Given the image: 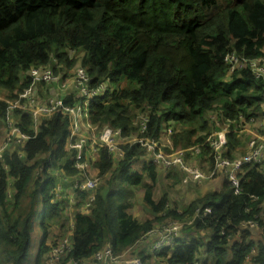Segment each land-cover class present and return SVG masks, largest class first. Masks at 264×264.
I'll return each mask as SVG.
<instances>
[{
	"label": "trees",
	"instance_id": "obj_1",
	"mask_svg": "<svg viewBox=\"0 0 264 264\" xmlns=\"http://www.w3.org/2000/svg\"><path fill=\"white\" fill-rule=\"evenodd\" d=\"M81 46L86 56L80 67L87 65L84 71L88 89L104 80L108 82L102 94L89 102L90 115L111 104L109 112L116 109L117 119L125 127H131L135 117L145 113L154 138L169 129L174 136L179 135L174 124L177 127L197 124L194 128H183L187 138L197 132L211 135L209 129L215 130L226 120L236 119L237 114L246 121L250 116L261 115L255 110L244 112L245 108L264 104L261 92L264 84L257 82L260 78L244 61L264 55L260 51L264 48V0H0V117H5L7 100L12 98L4 95L3 86L12 87L20 81L18 68L27 69L37 60L44 63L48 51H52L53 59L69 69L60 77L64 81L74 67L73 50ZM56 71L57 65L53 64L51 74L55 76ZM33 78L26 73L17 91L28 87ZM46 81L39 76L38 86ZM250 88L261 94L245 95ZM79 100L82 102V96ZM168 105L156 115L158 108ZM24 111L12 108L13 115L22 113V121L30 120L31 111ZM238 131L235 124L229 125L227 135L231 137ZM60 132L61 129H56L53 142ZM46 143V137L41 136L33 150L39 151ZM63 143L67 145V138ZM139 161L126 158L121 162L108 182L105 197L101 198L93 189L94 201L87 212L82 205L90 193L73 187L74 182H60L65 191L57 199L58 193L52 191L56 179L38 175L34 181L37 187L27 196L29 206L20 213L22 219L5 225V214L0 213V243L22 237L25 259L36 220L41 231V255L55 244L47 243L49 237H64L69 229L74 233V246L79 252L100 234L102 226L117 236L134 230L136 223L131 209L136 193L132 187L140 181L141 171H150L154 166L145 161L139 166ZM6 162L13 174L22 178L31 172L18 160ZM109 164L108 154L100 149L95 167L103 173ZM136 165L138 169L133 170ZM48 167L45 163L44 170ZM3 182L0 169V186ZM260 186H264V176L258 175L253 190ZM69 188L77 190L71 216L65 196ZM13 201L16 205L23 202L16 196ZM218 210L219 204L213 212ZM223 219L221 215L220 220ZM55 227L57 232L53 231ZM223 240L219 233L211 234L207 242L201 236L187 233L175 237L171 245L155 255L166 257L163 264H220L217 254L226 253L229 257L226 264H240L246 246L234 241V247L226 250L221 246ZM260 251L264 252V242L260 243Z\"/></svg>",
	"mask_w": 264,
	"mask_h": 264
},
{
	"label": "clouds",
	"instance_id": "obj_2",
	"mask_svg": "<svg viewBox=\"0 0 264 264\" xmlns=\"http://www.w3.org/2000/svg\"><path fill=\"white\" fill-rule=\"evenodd\" d=\"M260 51L264 53V48ZM73 55L71 72L75 75L70 72L64 81L60 77L69 69L62 62L57 63L52 51H48L46 62L37 60L27 69L18 68L16 74L20 81L14 82L12 87L3 86L4 95L12 97L7 100L9 108L5 117H0V169L4 178L0 186V213L5 214L3 223L12 225L22 219V205H16L13 196L19 201L29 196L37 187L34 181L38 175L54 177L57 185L52 191L57 193L65 191L59 186L60 182L83 178L82 186L97 190L103 198L108 182L122 161L126 158L151 160L154 166L150 171H141L140 181L132 187L136 193L131 209L135 229L117 236L102 226L100 234L83 252L75 248L74 233L69 229L56 247L49 245L43 252L44 258L52 257L47 264H163L166 257H157L155 253L162 252L175 237L187 233L203 237L204 242L211 239V234L219 233L224 237L221 246L226 250L234 247V241L246 246L240 264H264V252L260 251V243L264 242V186L253 190L255 177L264 176V104L244 109L246 114L255 110L261 115L250 116L246 121L243 115L237 114L236 119L226 120L215 130L209 129L211 135L197 132L186 138L183 128H194L197 124L179 127L174 124L179 135L174 136L169 129L167 135L154 138L145 113L137 115L131 127H125L117 119L116 109L109 112L111 104L89 114L88 99L101 95L108 82L101 76L104 83L88 91L84 83L87 76L76 80L87 67H80L86 53L81 46L73 50ZM53 64L57 65L55 76L51 74ZM244 64L260 78L257 82L264 84V55L245 60ZM26 73L34 78L28 87L17 91ZM40 74L47 75L43 86H38ZM244 94L261 93L250 88ZM81 96L86 97L83 102L79 100ZM169 106L158 108L156 115ZM14 107L31 111L30 120L22 121V113L13 115ZM232 124L239 131L230 137L227 133ZM58 128L60 136L53 142ZM41 136L46 137L47 143L34 151ZM100 149L110 160L103 173L95 167ZM6 160L22 162L31 169L30 174L27 178L13 174ZM45 163L49 165L46 170ZM67 193L69 202L74 204L70 188ZM217 204L220 210L213 212ZM221 215L223 220H220ZM22 243L23 238L18 236L11 243H0V264H21L24 259ZM228 258L226 253L217 254L220 264H226ZM40 259L37 241L35 253L30 257L31 264H37Z\"/></svg>",
	"mask_w": 264,
	"mask_h": 264
},
{
	"label": "rangeland",
	"instance_id": "obj_3",
	"mask_svg": "<svg viewBox=\"0 0 264 264\" xmlns=\"http://www.w3.org/2000/svg\"><path fill=\"white\" fill-rule=\"evenodd\" d=\"M24 112H28V110H25ZM167 132L168 131H165L163 134L164 135H167ZM138 165H136L135 167H133L132 169L134 170V169H138V167H137ZM139 166H141V165H139ZM71 189V193H72V198H73V196H77V190H75V191H73L72 189L73 188H70ZM65 196H66V200H67V203H68V206H69V208H73L74 207V205H72L70 202H69V200H68V198H67V196H68V193L67 194H65ZM55 197L58 199V198H60V194L58 193V194H56L55 195ZM53 199H55V198H53ZM76 199V198H75ZM28 206H29V202H28V200H27V197H25V199L23 200V202H22V207L20 208V213H22V212H24L27 208H28ZM86 207V206H85ZM90 208V207H89ZM88 208V209H89ZM84 211V210H83ZM88 211V210H87ZM87 211H84V212H87ZM55 228H57V227H55ZM54 228V229H55ZM57 231V230H56ZM40 236H41V232H40V228H39V222L36 220L35 222H34V225H33V232H32V237H31V241H30V245H29V248H28V251H27V254H26V257H25V259H24V264H31V261H30V257L35 253V250H36V247H37V241H39V243H40ZM57 238H63V236L61 237H59L58 235H53L52 237H51V241L50 242H54L56 245H57V243H58V241L60 240V239H58L57 240ZM50 242H49V244H50ZM47 260H51V258L50 257H47V258H44L43 257V254L41 255V259H40V261H38V263L37 264H47Z\"/></svg>",
	"mask_w": 264,
	"mask_h": 264
},
{
	"label": "built area",
	"instance_id": "obj_4",
	"mask_svg": "<svg viewBox=\"0 0 264 264\" xmlns=\"http://www.w3.org/2000/svg\"><path fill=\"white\" fill-rule=\"evenodd\" d=\"M40 76H41V78L42 79H44V80H47V75L46 74H40ZM85 76H87L86 75V73H85V71L80 75V76H76V80L77 81H81L82 79H83V77H85ZM88 77V76H87ZM87 81H88V79L87 80H85L84 81V83L86 84L87 83ZM99 84H101V83H99ZM99 84H97L96 85V87H98L99 86ZM78 87H79V85H77ZM107 87V84L105 85V87H104V89H103V91L105 90V88ZM93 88H95V87H93ZM93 88H90V89H88V87H87V90L88 91H90V90H92ZM99 96V95H98ZM94 97H96V96H93V97H91L90 99H88V104H89V102L91 101V99L92 98H94ZM86 99V97H84V96H82V102L84 101ZM50 106V105H49ZM168 131V130H167ZM146 163H149V164H152V165H154V161H151V160H149V161H147ZM85 183V180H82V181H80V182H76L75 183V188H77L79 191H93V189L92 188H84L82 185ZM94 200V198H93V196L90 198V201H93ZM174 240V239H173ZM173 240H171V242L169 243V244H167V245H165V246H168V245H171L172 243H173ZM51 247H56V244H54V245H52ZM51 259H52V257H50Z\"/></svg>",
	"mask_w": 264,
	"mask_h": 264
},
{
	"label": "crops",
	"instance_id": "obj_5",
	"mask_svg": "<svg viewBox=\"0 0 264 264\" xmlns=\"http://www.w3.org/2000/svg\"><path fill=\"white\" fill-rule=\"evenodd\" d=\"M144 164V161H142V160H140L139 162H138V165H143ZM77 181H74V184H73V187H75V183H76ZM88 193H90V196L88 197L87 196V198H86V200L84 201V203H83V205H82V209L84 210V211H87L88 210V208L92 205V203H93V201H90V198L92 197V191H87ZM75 198V196H73V199ZM72 204V203H71ZM73 205V204H72ZM85 206H87V207H85ZM71 208H70V212L68 213V215L70 214V216H71ZM55 230H57L56 228L53 230V231H55ZM41 232V231H40ZM57 232V231H56ZM55 232V233H56ZM40 241H41V236H40ZM51 241V239H50V237H49V239H48V242L47 243H49Z\"/></svg>",
	"mask_w": 264,
	"mask_h": 264
}]
</instances>
